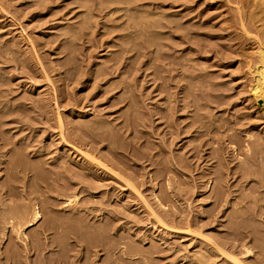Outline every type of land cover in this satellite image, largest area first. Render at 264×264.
<instances>
[{
    "label": "rangeland",
    "instance_id": "1",
    "mask_svg": "<svg viewBox=\"0 0 264 264\" xmlns=\"http://www.w3.org/2000/svg\"><path fill=\"white\" fill-rule=\"evenodd\" d=\"M131 2H112L111 6L117 5L120 11L109 16L106 14L107 8H104V5H108L106 0H0V139L3 138L0 140V213H8L13 209L12 201L5 194L6 189L14 193H21L26 186L35 189L28 195L30 199L27 200L26 208L29 211V204H35L42 218L27 228L25 233L37 237V228L48 226L50 221L52 229L38 237L41 243L49 239L55 241L41 255L38 253L37 256L33 250L27 256L22 252L23 262L20 264H32L44 254L55 257L61 251V255L67 257V247H74L69 253L74 256L72 259L75 264L86 263L87 259L90 260L86 264H112L116 257L114 255L119 257L120 252L107 254L100 247L89 245L95 242L96 232L99 230L101 233L105 229L109 230L113 243L116 240L113 233L116 232L124 237L121 241L130 242L132 246L146 249L152 244L159 247V252L154 254L158 258L155 256L148 260L153 264H184L189 259L187 256L194 254V251H202V247L212 249L208 239L212 235L228 238L229 243H234L235 255L240 260L244 263L253 262L258 258V252L264 255V200L258 201L259 195L250 190L257 188L262 193L263 188H258L255 181L264 175V170L262 174L247 175L246 178L226 177L225 174L228 169L230 172V168H238L241 164H247L257 172V164L264 168V110L260 109L250 94L252 71L251 65L247 63L249 58L252 63L255 62L254 35L264 40V0H165L163 7L158 9L145 6L150 15L157 14L151 20H142L145 24L137 15L138 11L132 9L134 4ZM239 20L244 23L245 30ZM151 22L156 23L155 26H151ZM51 28L52 33H45V29ZM47 70L49 75L46 74ZM98 91L100 94L97 95ZM114 94V98L124 100L113 99L119 103H113L112 107L108 99ZM128 101L131 104H127ZM203 104H210L212 108L205 109ZM162 113L164 117H161ZM89 118H98L96 120L102 121L105 127L107 123V129L115 133L117 140L132 144L135 153H146L147 160L139 157L133 161L127 160L128 165L133 164L128 171L138 170L139 165L146 164L150 174L157 169L165 172L174 168L165 159L166 155L176 156L185 168L188 167V170L184 168L183 176L174 170L167 173L166 178L152 180L148 179L149 174H145L139 179L146 183L137 189L142 191L140 196L148 198L150 203H154L155 193L164 195V211L173 213L178 220L189 217L206 238L198 234H184L182 238L177 234H168L165 231L167 228L160 227L142 206L140 196L133 189L126 191L130 188L99 164L90 167L98 171L106 185L100 188V193L93 199L100 202L91 201L93 204L87 205L100 209L99 212L79 211L72 216L74 210L72 212L68 205L63 204V196L66 195L52 190L48 184L54 179L57 183L71 185L67 195L75 191V184L82 177L76 176L74 171H78L79 164L87 161L79 151L74 150L85 151L89 148V145L84 146V123ZM126 118L134 121V128L140 132H136L140 136L139 140L130 130L124 133V128L118 129L119 122ZM58 119L63 126L62 133L58 129ZM195 119L202 121L199 131L205 135L201 139L197 131L200 123H196ZM192 121L195 124L190 126ZM170 131H179L172 144L168 142L172 140ZM254 138L260 139L256 154L248 150L255 148L252 146ZM3 142L6 144L2 145ZM99 147L104 153L106 148ZM68 150L73 152L71 157L65 156ZM64 162L71 172L65 173L59 167ZM209 165L223 172V177L231 185V193L226 201H222L224 207H218L213 212L218 221L208 216L212 208L209 192L196 196L199 193L193 192L196 189L190 182L192 173H203L206 168H210ZM34 174L37 177L32 180ZM185 180L190 183L186 184ZM217 182L213 180L211 190ZM198 190L203 191L201 188ZM252 208L255 211L260 209L262 213L254 214ZM116 210L119 212L114 216L113 211ZM241 211L243 217L235 218ZM67 217L73 221L76 218L77 221L71 224L67 219L63 220ZM238 224L247 227L240 230L256 231L257 236L262 237L256 241L251 237L237 240L233 231ZM1 225L0 230L3 227ZM4 231V238H8L2 250L8 243L11 244L10 241L13 243V238H9L10 232L6 228ZM72 232L84 237L83 243L80 241L82 244L77 242L75 245L76 239L70 236ZM141 234H147V244L137 242L138 237L135 235ZM44 236L47 238L44 239ZM162 236L169 238L167 242L159 239ZM165 245L182 249L173 254L172 251L164 250ZM243 245H254L249 258L243 254ZM124 258L122 262L119 261L120 264H134L127 256ZM219 259L218 264H235L230 263L229 259ZM27 260H31V263H25Z\"/></svg>",
    "mask_w": 264,
    "mask_h": 264
},
{
    "label": "bare ground",
    "instance_id": "2",
    "mask_svg": "<svg viewBox=\"0 0 264 264\" xmlns=\"http://www.w3.org/2000/svg\"><path fill=\"white\" fill-rule=\"evenodd\" d=\"M118 0H106L107 4L108 5H104V8H107V12L106 14L111 16L114 12L116 11H120V8L115 5V6H111L112 5V2H116ZM132 1V2H131ZM164 1L165 0H121V3H127V2H131L133 3L134 5L132 6V9L134 8V10L138 11V16L141 20V22H144L145 24V21H148V20H151V17L154 16L156 13H152V15H150L149 11L146 10L145 6H152L153 8H160V7H163L164 5ZM257 3V2H256ZM96 4V3H95ZM101 4V3H99ZM99 6V5H98ZM97 6V7H98ZM125 7V6H124ZM140 8V9H139ZM145 8V9H143ZM126 10V8L124 9ZM161 10V9H160ZM158 10V11H160ZM236 10V9H235ZM133 12V11H132ZM151 12V11H150ZM88 13V12H87ZM127 13V11H126ZM158 13V12H157ZM83 14V13H82ZM86 14V13H85ZM136 14V12H135ZM157 15V14H156ZM248 15V14H247ZM104 16V15H103ZM130 16V14H129ZM132 16V15H131ZM133 17V16H132ZM136 17V16H135ZM134 17V18H135ZM94 18V17H93ZM130 18V17H129ZM138 19V18H137ZM142 20H145V21H142ZM161 20V19H160ZM83 21V20H82ZM158 21V20H157ZM240 21V20H239ZM139 22V21H138ZM126 23V22H125ZM159 23V22H158ZM88 24V23H86ZM121 24V23H120ZM143 24V25H144ZM156 23H153L151 22V26H155ZM90 25V23H89ZM240 25L242 26V28L245 30V26H244V23L242 21H240ZM264 25V24H263ZM157 26V25H156ZM160 26V25H159ZM176 26V25H175ZM112 28V27H111ZM155 28V27H154ZM115 29V28H114ZM174 29V28H173ZM45 33H52V28L51 29H45ZM74 30V29H73ZM72 30V31H73ZM66 31V30H65ZM64 31V32H65ZM63 32V33H64ZM67 32V31H66ZM75 34V32H73ZM102 33V32H101ZM145 33V32H144ZM147 33V31H146ZM72 34V33H71ZM88 34V33H87ZM134 34V33H133ZM125 35V34H124ZM128 35V34H127ZM135 35V34H134ZM147 35V34H146ZM249 35V34H248ZM251 35V34H250ZM249 35V36H250ZM74 36V35H73ZM77 36V35H76ZM129 36V35H128ZM264 36V35H263ZM70 37V36H69ZM138 37V36H137ZM148 37V36H146ZM145 37V38H146ZM71 38V37H70ZM123 38V37H122ZM125 38V36H124ZM151 38V37H150ZM251 38V37H250ZM131 39V37H130ZM138 39V38H137ZM149 39V37H148ZM147 39V40H148ZM254 43H256V50L253 54V57L255 58V62L252 63V61L250 60L251 58H249V60L247 61L248 64L251 65V70L252 71V85L250 86V94H252L253 96V100L258 104V106H260V109L261 110H264V40L262 37H258V35H254ZM31 39H29V42H30ZM55 40V39H54ZM125 40V39H124ZM152 40V38H151ZM138 41V40H137ZM32 42V41H31ZM152 42V41H151ZM33 43V42H32ZM36 43V42H35ZM34 44V43H33ZM120 44V43H119ZM122 44V43H121ZM66 45V44H64ZM123 45V44H122ZM151 45V44H150ZM156 45V44H155ZM67 46V45H66ZM141 46V45H140ZM158 47V46H156ZM255 47V44L254 46H252V48ZM33 48H35L33 46ZM37 48V47H36ZM122 48V47H121ZM124 48V47H123ZM149 48V47H148ZM127 50V48H124ZM33 50H36V49H33ZM25 51V50H24ZM120 52V51H119ZM118 52V54H119ZM124 52V51H123ZM153 53V52H152ZM139 54V53H138ZM147 54V53H146ZM155 54V53H154ZM157 55V54H156ZM159 55V54H158ZM252 55V54H251ZM161 56V55H160ZM137 57V56H136ZM36 58V57H35ZM38 58V57H37ZM109 62V61H108ZM118 63V62H117ZM133 66V65H132ZM124 68V67H123ZM130 69V68H129ZM128 69V71H129ZM111 70H113V68L111 67ZM125 70V69H124ZM127 70V69H126ZM95 71V70H94ZM94 71L92 72L94 74ZM104 71V70H103ZM44 72V71H42ZM97 72V71H96ZM48 73V70L46 72V74ZM116 73V72H114ZM45 74V73H44ZM113 74V73H112ZM49 75V73L47 74ZM91 75V74H90ZM95 75V74H94ZM43 76V75H42ZM93 76V75H92ZM43 77H46V76H43ZM50 78V77H49ZM1 79V78H0ZM47 79V78H45ZM57 79V78H56ZM92 79V78H91ZM100 79V78H99ZM77 80V79H76ZM95 81V79H92ZM97 80V79H96ZM1 82V80H0ZM51 82V80H50ZM75 82V81H74ZM113 82V81H112ZM124 82V81H123ZM130 83V82H129ZM96 84V82H95ZM109 84V83H108ZM95 86V85H94ZM115 87V86H114ZM107 88H110V87H107ZM161 88V87H160ZM111 89V88H110ZM131 89V88H130ZM100 90V89H99ZM103 90V89H102ZM101 90V91H102ZM106 90V89H105ZM248 90V89H247ZM66 91V90H65ZM127 91V90H126ZM103 92V91H102ZM106 93V92H105ZM127 93V92H126ZM124 93V95L126 94ZM129 93V91H128ZM100 94V92L98 91L97 95ZM188 94V93H187ZM128 95V94H127ZM125 95V96H127ZM134 95V94H133ZM114 96H116L115 94L112 96V98L108 99L111 103H110V106H114L113 103H119V102H114L115 100L116 101H122L124 100L123 99H120V98H114ZM185 96V95H184ZM25 98V97H24ZM114 99V101H112ZM126 100V99H125ZM108 101V102H109ZM132 104H133V101H131ZM131 104L130 101L127 102V104ZM193 104V103H192ZM186 106V105H185ZM203 108L205 109H210L212 108V106L210 104H203L202 105ZM134 107V106H133ZM136 108V107H135ZM170 108V107H169ZM259 109V110H260ZM133 111V110H132ZM131 111V112H132ZM135 112H137V110H135ZM264 112V111H263ZM262 113V112H261ZM158 114V113H157ZM161 114V112H160ZM97 115V114H96ZM134 115V113H133ZM152 115V114H151ZM165 115V114H164ZM208 116H210V114H208ZM98 117V116H97ZM100 117V116H99ZM130 117V116H129ZM159 117V116H158ZM161 117H164L163 116V113L161 115ZM202 117V115H201ZM60 118V117H59ZM168 118V117H167ZM204 118V117H203ZM98 119V118H96ZM90 120V118L86 121V123H84V146H88L89 145V148L87 150H74V151H79V153L86 159V163L84 164H79L78 165V171H74V174L76 176H80L82 177V179H80L76 184V188H75V191H73L72 194H69L67 195L66 193H68V190L71 188V185L69 184H64V183H57L56 180L52 179V182H49L48 184V187L51 188L52 190H55V191H59L62 193V195H66V196H63L65 199V205H68V207L71 208L72 212L74 210V212L72 213V216H75L74 214L78 213L79 211L80 212H84V211H98L100 209H97V208H94V207H89L87 206L89 203H92V202H95V203H99L100 200H96V201H93L94 197H97L96 194L100 193V188L104 187L106 184L103 182V179L100 177L99 173H97L98 171L96 170H93V166L90 167L91 165H95V164H99L103 167V169H108L113 175L112 176H116L119 178L120 182H122L126 187L130 188V189H127L126 191L128 190H131L133 189L139 196L141 195L142 191L139 192V190L137 189V187L139 186H143L146 181L144 180H140L139 178L143 177L145 174H149V178L148 179H152V180H156L158 178H166L167 177V173H169L170 171H176L177 173L180 172V175L183 176L184 172V164H182L183 162L176 158V156H172V157H166L165 156V159L167 158L168 161L172 164V166L174 168H169L167 169L165 172L164 171H160V169H155L156 171L153 172L152 174H150V170H146L147 166L146 164H143V165H139L138 167V170H134V169H131L128 171V168L130 167V165H133V164H129L127 163V160H131L133 161L134 159L136 158H147L146 156V153L143 151L140 152V154L135 153L134 151V147L132 146V144H128V143H123L122 141H119L117 140L116 138V135L115 133H112L109 129H107V123L105 124L106 127L104 126V123L102 121H98V120ZM158 119V118H157ZM193 120V119H192ZM210 120V118H209ZM153 121V119H152ZM195 121H197L196 123H200V125H197V128H198V132H199V137L200 139L203 138L202 135L204 134V132L202 131H199L200 128H202V121L201 119H195ZM195 121H192L190 126H192V124H195ZM58 122L60 123L59 126V130L60 132L62 133L63 132V126L61 127V122H60V119H58ZM133 120H129L128 118H126L125 120L123 121H120L119 124H120V127H118V129H121V128H124V133L125 131H131V134H133V136L135 138H137L139 140V137L137 135V133H140L139 131L136 130V128H134V124H133ZM145 122V121H144ZM154 122V121H153ZM168 122V121H167ZM212 122V121H211ZM58 123V124H59ZM166 123V122H165ZM210 123V122H209ZM152 124V123H151ZM171 125V124H170ZM174 125V124H173ZM207 125V124H206ZM210 127V126H209ZM207 126V128H209ZM109 128V127H108ZM171 128V127H170ZM186 128V127H185ZM196 128V129H197ZM111 129V128H110ZM116 129V130H118ZM177 129V128H176ZM184 129V128H183ZM178 130V129H177ZM181 130V129H180ZM183 131V130H181ZM207 131V130H206ZM59 132V133H60ZM137 132V133H136ZM179 132V131H178ZM178 132L175 133V132H172L170 131V135L172 137V140L171 141H167L170 142V144L173 143V140L177 139L178 137ZM187 132V131H186ZM58 133V134H59ZM181 133V132H180ZM179 133V134H180ZM185 133V132H184ZM206 133V132H205ZM150 134V133H149ZM166 134V132H165ZM152 135V134H151ZM182 135V134H180ZM205 135V134H204ZM145 136V135H144ZM195 136V135H194ZM213 136V135H212ZM196 137V136H195ZM3 139V138H2ZM0 139V140H2ZM141 139V138H140ZM161 139V138H160ZM170 139V137H169ZM5 140V139H4ZM199 140V139H198ZM162 141V140H161ZM211 141V140H210ZM209 141V142H210ZM201 142V141H200ZM6 143L3 142L2 145H5ZM167 144V143H166ZM259 144H260V139H256L254 138L252 140V146H254L255 148L252 149V148H248V150L250 149V151L252 150V153L253 154H256L257 153V148L259 147ZM1 145V144H0ZM164 145V144H163ZM99 146H102V147H105L106 148V152L104 151V153H102L101 149H99L100 147ZM169 146V145H168ZM204 146V145H203ZM202 146V148H203ZM249 146V145H248ZM87 148V147H85ZM104 148V149H105ZM195 147L193 148V151H194ZM166 150V148H165ZM156 151V150H155ZM199 151V150H198ZM166 152V151H165ZM196 152V151H195ZM73 152H70L68 150V153L65 151V156H69L71 157ZM194 153V152H193ZM192 153V154H193ZM166 154V153H165ZM190 154V153H189ZM154 155V154H153ZM160 155H161V152H160ZM191 155V154H190ZM200 155V154H199ZM75 155L73 154V157ZM80 156V155H79ZM162 156V155H161ZM171 156V155H170ZM204 156V155H203ZM14 157V156H13ZM157 157V156H156ZM159 157V155H158ZM212 157V156H211ZM150 158V157H148ZM180 158V157H179ZM194 158V155L193 157ZM200 158L197 156V159ZM12 159V158H11ZM80 159V158H79ZM158 159V158H157ZM163 159V158H162ZM204 159H205V156H204ZM203 159V160H204ZM264 159V157H263ZM147 160V159H146ZM151 160H153L151 158ZM200 160V159H198ZM208 160V159H207ZM12 161V160H11ZM16 161V160H15ZM137 161V160H135ZM206 161V160H204ZM164 162V161H163ZM0 163H1V160H0ZM12 163V162H11ZM83 163V162H82ZM135 163V162H134ZM155 164V163H154ZM249 164V163H248ZM24 165V164H22ZM258 165V168H259V171L257 172L256 170H253L249 165L247 164H241V166H239L238 168H235V169H232L230 168V172H228V170L226 171L227 173L225 174L226 177H228V175H231V177L233 178L234 176L235 177H240V178H246L247 175H258V174H262L264 168L262 165L260 164H257ZM100 166V167H101ZM134 166H136V163L134 164ZM171 166V167H172ZM187 166V165H186ZM9 167V166H8ZM60 168H62L64 171L63 172H71V170L65 165V162L64 163H61V165L59 166ZM97 167V166H96ZM101 167V168H102ZM210 168H206V171L205 172H200L198 175H194L193 173L191 174L190 176V182L192 183V186L195 190H193V192H195L196 194L199 193L198 195L196 196H199L201 195L202 193H204L205 191L209 192L208 194V198L209 199H212V208L209 210V215L210 217H212L213 220L216 219V221H218V219L216 218V213L213 214L214 210L216 208H220L221 206H223V203L222 201H226V197L231 193V190H230V186L229 183H228V179H226L225 177H223L224 173L223 172H219L218 169L215 170V168H213L212 165H209ZM227 167V166H226ZM31 168L33 169V167L31 166ZM188 168V167H187ZM187 168H185L186 170H188ZM223 168V167H222ZM30 169V170H32ZM37 169V167H36ZM102 169V170H103ZM226 170V169H225ZM34 170H32V172H34ZM104 171V170H103ZM106 171V170H105ZM174 171V172H175ZM190 171V170H189ZM107 172V171H106ZM103 173V172H102ZM109 173V172H108ZM110 173V174H111ZM191 173V171H190ZM220 173V174H219ZM258 173V174H257ZM38 174V172H37ZM52 174V172L50 173ZM60 174V173H59ZM264 174V173H263ZM179 175V174H178ZM187 175V174H186ZM214 175V176H212ZM33 179H36V174L33 175ZM102 176V174H101ZM106 177V175H104ZM264 175H262L261 178H258L255 183L257 184L258 188H263L262 190V193L260 192V190H257V188H252L250 191L252 193H257L259 196H258V201L260 200H264V178H263ZM108 177V176H107ZM115 177V178H116ZM111 178V177H110ZM113 178V177H112ZM183 179V178H182ZM185 179V178H184ZM189 179V178H188ZM187 179V180H188ZM78 180V179H77ZM114 180V178H113ZM117 180V179H116ZM187 180H185V183L188 184L190 182H188ZM213 180H215L217 182V185L215 186V188L213 190H211V184H213ZM220 180V181H219ZM187 181V182H186ZM36 182V181H35ZM32 183V185L34 186V183ZM115 182V181H114ZM118 183V182H116ZM159 182H157L158 184ZM31 184V183H30ZM47 186V185H46ZM73 186V184H72ZM74 186V187H75ZM47 187V188H48ZM122 187V186H121ZM30 187L23 189V191L21 193H14V191L12 192L11 190H7L5 191V194L10 198L9 200L12 201V204L11 207L13 208L11 212H8V213H3L1 212L0 213V224H2L1 226L2 227V230H0V264H20L22 261V252L25 254L24 256H27V254H30L33 250L34 253H36V255L39 253L40 255L42 254V251L47 247V246H51L52 244L55 243V241L53 239H49V241H45L47 243H41L40 241V238L38 237L39 235H44L46 233V230H50L52 229V226H49L51 224V222L49 221V224L48 226L51 227V228H48V226H45V225H41L39 226L38 229V233H37V237H34V236H29L25 233V230L27 228H30L32 227L33 225H35L37 222H39V220L42 218V215L40 214V211L38 210V208L36 207L35 204H29V211L28 209L26 208L27 205H28V202L27 200L30 199L28 197V195H31L34 190L33 189H29ZM45 188V187H44ZM124 188V187H123ZM202 189L203 191H199L198 189ZM225 188V189H224ZM77 189V190H76ZM104 189V188H103ZM246 189V188H244ZM132 191V190H131ZM16 192V191H15ZM181 192V191H180ZM128 193V192H127ZM84 194V196H83ZM131 194V193H130ZM154 194V193H153ZM171 194V193H170ZM180 194V193H179ZM181 194H184L186 195L187 193H181ZM256 194V195H257ZM263 194V195H261ZM101 195V194H100ZM143 195V194H142ZM247 195V194H246ZM255 195V197H257ZM260 195L262 198H260ZM145 196V195H144ZM164 196V195H163ZM163 196L162 195H158L155 193V195L153 196V199H154V203H150L149 201H147V199H145L143 196L141 197L140 196V202L142 203V206L145 207L149 213V215L151 216V218H153L155 220V222H157V224L160 225V227L162 226L163 228H167L165 231L168 232V234H177L178 237L182 238L184 236V234H187V235H193V234H198L200 237H204L206 238L205 234H203V232H201V230L199 228H196L195 227V223H193L191 220H189L187 217L185 218H182V219H177V217L173 214V213H168L167 211H164V206H165V203L162 202L163 200ZM245 196V195H244ZM249 196V194H248ZM85 197L89 198V199H84ZM147 197V196H146ZM34 198V197H32ZM136 198V197H135ZM207 198V199H208ZM16 199H18L19 201H17ZM62 199V198H60ZM98 199V198H97ZM105 199V198H104ZM167 199V198H166ZM165 199V200H166ZM95 200V199H94ZM79 201L81 203H79ZM92 201V202H91ZM135 202V201H134ZM139 202V203H140ZM167 202V201H166ZM8 203V202H7ZM33 203V202H32ZM110 202H108L109 204ZM111 203H114V202H111ZM137 203V202H136ZM226 203V202H225ZM9 204V206H10ZM84 204H85V207H84ZM93 204V203H92ZM105 204V202L103 203ZM135 204V203H134ZM189 205V204H188ZM264 206V205H263ZM262 206V207H263ZM10 207V208H11ZM100 207V205H99ZM120 207V206H119ZM224 207V206H223ZM261 207V206H260ZM25 208V209H24ZM105 208V207H104ZM127 208V207H126ZM243 208V207H242ZM124 209V208H123ZM2 210V209H1ZM27 210V212H26ZM103 210V209H102ZM121 210V209H120ZM243 210V209H242ZM53 211V210H52ZM118 210L116 211H113V215L116 216ZM127 211V210H126ZM146 211V213H147ZM217 211V210H216ZM221 211V209H220ZM79 212V213H80ZM102 212V211H101ZM109 212V211H108ZM107 212V213H108ZM112 211H110L111 213ZM237 212V211H235ZM243 211L238 212L237 214V217L235 218H242L243 217ZM254 212H259V213H262L260 209L258 210H254V208H252V213ZM185 215V213H183ZM255 214V213H254ZM258 214V213H257ZM97 215V214H96ZM106 215V214H104ZM109 215V214H108ZM119 215V214H118ZM148 215V214H147ZM80 217V215H77ZM76 216V217H77ZM221 216H223V213H221ZM62 217V216H61ZM61 217H58V218H61ZM112 217V216H111ZM50 218V217H48ZM64 218V217H63ZM109 218V217H108ZM126 218V216H125ZM149 218V217H148ZM220 218V217H218ZM56 219V218H55ZM67 219V222L71 223L73 221L72 218H65L63 220L66 221ZM78 219V218H77ZM51 220V219H50ZM53 220V219H52ZM122 220V219H120ZM127 220V219H126ZM134 221H137L136 219H133ZM46 221V220H45ZM55 221V220H53ZM52 221V223H54ZM61 220H59L60 222ZM74 221H77L76 218L74 219ZM73 221V222H74ZM152 221V220H151ZM58 222V220H57ZM64 222V221H62ZM67 222H65L67 224ZM148 222V221H147ZM153 222V221H152ZM112 223V222H111ZM114 223H115V219H114ZM59 224V223H58ZM58 224L56 226H58ZM73 224V223H71ZM70 224V225H71ZM75 224V223H74ZM152 224V223H151ZM155 224V223H154ZM52 225V224H51ZM60 225V224H59ZM65 225V224H64ZM68 225V226H70ZM220 225H222V222H220ZM236 225V224H235ZM55 226V225H54ZM76 226V225H75ZM154 226V225H153ZM178 226H181V227H184V228H179ZM4 228H6L10 234H9V238H13V243L12 241L10 245H6L4 247V249L2 250L3 246H4V243H5V240H7L8 236H6V239L4 238L5 236V231H4ZM93 228V226H92ZM108 228H110V223L108 222ZM226 228H227V225H226ZM234 228H236V230L234 229L233 231V235H234V238H236L237 240H242L244 237H251L253 239V241H256L257 239H259V237H262V236H257L258 234L253 231H246V230H240V228H247V227H244L242 224H238L237 226H235ZM97 229V228H96ZM99 229H102V227H99ZM239 229V230H238ZM55 230V229H54ZM59 230V229H58ZM98 230V229H97ZM113 232L115 231V229H112ZM71 231V230H70ZM109 230L108 229H105L103 230L101 233L99 232V230L96 232L97 234V238L95 240V242L93 244H89V245H92V246H97V247H100V249L103 251H106L107 254H116L118 252H120V256L117 257V255H114L116 256L115 259H114V263L112 264H120L119 261H123L125 260L126 258H124V256L131 260L134 264H153L151 263V261L149 262L148 260H151V259H154V258H158V256L154 255L156 254L157 252H159V247H157L156 245L155 246H152V244L150 246H152L150 248H146V249H142L138 246H132L130 242H123L121 241V239H123L124 237L123 236H120V234L118 233H113L115 234L114 236L116 237V240L114 241L113 243V240L111 239V235L109 234L108 232ZM117 231V230H116ZM231 231V230H230ZM78 232V231H77ZM76 232V233H77ZM76 233H71L70 236L71 237H74V240H75V245H77V242H80L84 241V237L79 235V234H76ZM80 233V232H78ZM34 233L32 232V235ZM52 234V233H51ZM137 234V233H136ZM7 235V234H6ZM35 235V234H34ZM151 235V234H150ZM48 236V235H47ZM138 237V240L137 242L139 244H147L148 243V236L147 234H141L140 235H135ZM49 237V236H48ZM151 237V236H150ZM154 237V235L152 236ZM177 237V236H176ZM185 237V236H184ZM197 237V236H196ZM47 237L44 236V239H46ZM51 238V237H50ZM164 239L165 242H167V240L169 238H164L163 236L160 237L159 239ZM193 238V237H192ZM264 238V237H263ZM86 239V238H85ZM126 239V237H125ZM209 241H210V245L213 246L212 249L210 248H206V247H202V251L200 252H195L194 251V254L192 253V255H188L187 257L189 258L186 263L184 264H218L220 263V261H218L217 259L220 258H225V259H229L231 260L230 263H235V264H264V255L262 252H258L257 255H258V258L253 261V262H250V263H247L243 260H240V258H238L236 255H235V245L234 243H229L230 241H228V238H224L223 236H214L212 235L211 237L208 238ZM184 240V239H182ZM15 241V242H14ZM65 241V240H64ZM163 241V240H162ZM190 241V240H189ZM205 241V240H204ZM206 242V241H205ZM57 243V242H56ZM67 243V242H66ZM81 243V242H80ZM81 243V244H82ZM163 243V242H162ZM200 243V242H198ZM156 244V243H155ZM191 244V242H190ZM201 244V243H200ZM57 245L59 246L60 244L57 243ZM74 245V243H73ZM161 245V244H159ZM158 245V246H159ZM67 247V245H64ZM163 246V245H162ZM166 247H164V250L166 252H173V254L175 253H178L180 251V249L182 248H175L174 246L173 247H170V246H167L165 245ZM193 246V245H192ZM202 246V245H201ZM208 246V245H207ZM244 246V250H243V254L246 255V257L248 256V258L250 257V255L252 254L253 252V248H254V245H251V246H246V245H243ZM84 248V245L82 246ZM81 247V248H82ZM196 247V246H195ZM76 248V247H75ZM88 248V247H87ZM63 249V248H62ZM73 250L74 247H67L66 250H67V254L68 256L66 257L65 254L61 255L62 254V251H61V254L60 255H57L55 257H51L50 255H42L40 256L41 258L38 259V261H35L32 263V264H75L73 262V257L74 256H70V253L71 252L70 250ZM65 250V248L63 249ZM88 250V249H87ZM78 251H79V248H78ZM89 251V250H88ZM197 251V250H196ZM81 252V251H80ZM91 252V251H90ZM93 252V250H92ZM73 254V252H72ZM255 253H253L254 255ZM78 255V254H77ZM186 255V254H185ZM252 255V257H253ZM29 256V255H28ZM38 256V255H37ZM70 256V257H69ZM113 256V255H112ZM156 256V257H155ZM184 256V255H183ZM182 256V258H183ZM255 256V255H254ZM77 256H75L76 258ZM107 257H109L107 255ZM186 257V256H184ZM70 258V259H69ZM73 258V259H72ZM88 258V257H87ZM114 258V257H113ZM166 258V257H164ZM79 259V258H78ZM81 259V258H80ZM162 259V258H161ZM184 259V258H183ZM186 259V258H185ZM247 259V258H246ZM88 260L90 259H87V262ZM220 260V259H219ZM75 261V260H74ZM77 261V260H76ZM223 261V260H221ZM246 261V260H245ZM27 262H30L31 263V260H27L25 263ZM86 262V263H87ZM131 262V263H132ZM77 263V262H76ZM79 263V262H78ZM85 263V262H84ZM83 263V264H84ZM85 263V264H86ZM172 263V262H171ZM228 263V262H227ZM89 264V263H88ZM92 264V263H91ZM129 264V263H128Z\"/></svg>",
    "mask_w": 264,
    "mask_h": 264
}]
</instances>
